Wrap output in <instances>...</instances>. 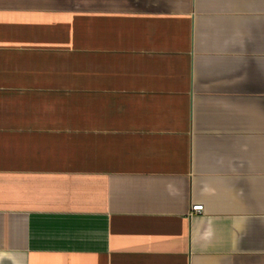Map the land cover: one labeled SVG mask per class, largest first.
<instances>
[{
	"label": "crops",
	"instance_id": "obj_1",
	"mask_svg": "<svg viewBox=\"0 0 264 264\" xmlns=\"http://www.w3.org/2000/svg\"><path fill=\"white\" fill-rule=\"evenodd\" d=\"M0 264H264V0H0Z\"/></svg>",
	"mask_w": 264,
	"mask_h": 264
},
{
	"label": "built area",
	"instance_id": "obj_2",
	"mask_svg": "<svg viewBox=\"0 0 264 264\" xmlns=\"http://www.w3.org/2000/svg\"><path fill=\"white\" fill-rule=\"evenodd\" d=\"M204 211V206L202 204L193 205L191 216L195 214H200Z\"/></svg>",
	"mask_w": 264,
	"mask_h": 264
},
{
	"label": "rangeland",
	"instance_id": "obj_3",
	"mask_svg": "<svg viewBox=\"0 0 264 264\" xmlns=\"http://www.w3.org/2000/svg\"><path fill=\"white\" fill-rule=\"evenodd\" d=\"M20 64H17V66H19ZM85 65V66H84ZM88 66H90V64H87ZM115 65H118V64H115ZM81 66H84V67H86V64H81ZM81 69H83V68H81ZM98 69H100V68H98ZM18 76V75H17Z\"/></svg>",
	"mask_w": 264,
	"mask_h": 264
}]
</instances>
